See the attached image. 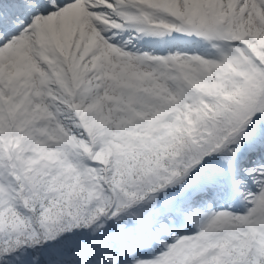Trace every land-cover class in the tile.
<instances>
[{
  "label": "snow or ice",
  "instance_id": "6c2138e0",
  "mask_svg": "<svg viewBox=\"0 0 264 264\" xmlns=\"http://www.w3.org/2000/svg\"><path fill=\"white\" fill-rule=\"evenodd\" d=\"M0 264H264V0H0Z\"/></svg>",
  "mask_w": 264,
  "mask_h": 264
}]
</instances>
